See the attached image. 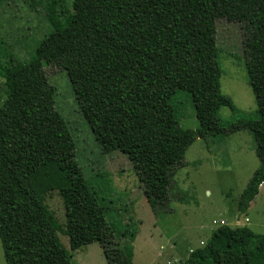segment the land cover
<instances>
[{"label":"trees","instance_id":"trees-1","mask_svg":"<svg viewBox=\"0 0 264 264\" xmlns=\"http://www.w3.org/2000/svg\"><path fill=\"white\" fill-rule=\"evenodd\" d=\"M4 0H0L2 3ZM65 25L27 62L5 48L0 78V242L6 264H73L72 253L98 243L107 264H133L135 228H115L75 161V144L55 108L42 63L65 71L100 150L122 152L149 207L165 213L176 170L197 139L246 130L259 161L237 203L246 213L264 183V0H72ZM35 6V5H33ZM239 23L257 118L224 126L216 22ZM190 95L198 128L184 130L174 102ZM57 191L62 226L45 205ZM59 234L67 237V251ZM180 264H264V235L221 226Z\"/></svg>","mask_w":264,"mask_h":264},{"label":"rangeland","instance_id":"rangeland-1","mask_svg":"<svg viewBox=\"0 0 264 264\" xmlns=\"http://www.w3.org/2000/svg\"><path fill=\"white\" fill-rule=\"evenodd\" d=\"M71 3L72 0H4L0 3V51L4 47L18 63L30 60L38 44L52 31L50 24L65 25L72 13ZM216 45L220 92L231 99L236 109L234 113L227 107L220 108L217 113L220 122L228 126L241 118H257V105L246 74L240 24L217 20ZM8 60L2 56L0 63L4 65ZM42 68L55 90V108L75 144V161L104 207L107 221L118 229L129 225L135 228L133 264L183 263L190 251L202 247L216 229L237 227L238 221L255 236L264 235V183L246 213L237 208L241 192L259 166L249 132L240 130L195 140L185 152L183 166L173 177L167 197L169 210L155 217L128 158L119 151L105 154L100 150L65 71L45 62ZM5 99L6 87L0 78V106ZM174 102L179 106L181 128L197 129L190 95L179 92ZM44 203L64 226V206L57 191H51ZM59 238L69 251L67 237L59 234ZM72 262L107 264L98 243L73 252ZM0 264H6L1 242Z\"/></svg>","mask_w":264,"mask_h":264},{"label":"crops","instance_id":"crops-1","mask_svg":"<svg viewBox=\"0 0 264 264\" xmlns=\"http://www.w3.org/2000/svg\"><path fill=\"white\" fill-rule=\"evenodd\" d=\"M260 188H261V186L259 187V189H260ZM220 220H221V222H222L223 224H225L224 221H222L223 219H220ZM220 220H219V221H220ZM217 226H218V225H217ZM241 226H242V225H239V221H238V223H237V227H241ZM199 228H201V227H199ZM191 251H192V250H191ZM191 251H190V252H191Z\"/></svg>","mask_w":264,"mask_h":264},{"label":"built area","instance_id":"built-area-1","mask_svg":"<svg viewBox=\"0 0 264 264\" xmlns=\"http://www.w3.org/2000/svg\"><path fill=\"white\" fill-rule=\"evenodd\" d=\"M245 222H248V219L247 218L245 219Z\"/></svg>","mask_w":264,"mask_h":264}]
</instances>
